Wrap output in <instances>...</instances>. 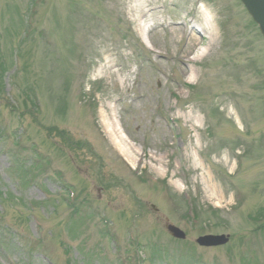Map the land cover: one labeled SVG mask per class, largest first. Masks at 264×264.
<instances>
[{
	"label": "rangeland",
	"instance_id": "obj_1",
	"mask_svg": "<svg viewBox=\"0 0 264 264\" xmlns=\"http://www.w3.org/2000/svg\"><path fill=\"white\" fill-rule=\"evenodd\" d=\"M0 90V264H264L240 0H0Z\"/></svg>",
	"mask_w": 264,
	"mask_h": 264
},
{
	"label": "water",
	"instance_id": "obj_2",
	"mask_svg": "<svg viewBox=\"0 0 264 264\" xmlns=\"http://www.w3.org/2000/svg\"><path fill=\"white\" fill-rule=\"evenodd\" d=\"M246 8L248 9L250 15L256 21V23L260 26L261 32L264 35V0H241ZM170 231L176 238L184 239L185 234L181 231L170 228ZM228 242V238L225 236L222 237H212L207 236L201 238L198 243L201 246L211 247V246H219L222 244H226Z\"/></svg>",
	"mask_w": 264,
	"mask_h": 264
},
{
	"label": "bare ground",
	"instance_id": "obj_3",
	"mask_svg": "<svg viewBox=\"0 0 264 264\" xmlns=\"http://www.w3.org/2000/svg\"><path fill=\"white\" fill-rule=\"evenodd\" d=\"M140 2H141V1H140ZM208 21L210 22V20H208ZM210 23H211V22H210ZM140 25H142V24H140ZM146 29H147V28L141 26V28H140L139 30H140V32H143V31H146ZM210 29H211V32H212V27H211ZM140 36H141V35H140ZM199 58H202V56H200ZM114 140L117 142V138L114 139ZM124 151H125V150H124ZM122 154L125 155L128 159H130L128 153H125V152L122 151Z\"/></svg>",
	"mask_w": 264,
	"mask_h": 264
}]
</instances>
